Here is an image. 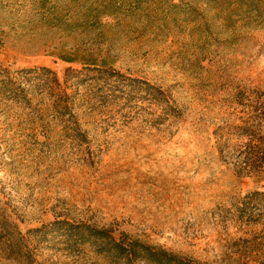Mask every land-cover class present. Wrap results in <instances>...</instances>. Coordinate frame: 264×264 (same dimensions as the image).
Listing matches in <instances>:
<instances>
[{
	"label": "rangeland",
	"instance_id": "1",
	"mask_svg": "<svg viewBox=\"0 0 264 264\" xmlns=\"http://www.w3.org/2000/svg\"><path fill=\"white\" fill-rule=\"evenodd\" d=\"M166 1L144 2L148 20L113 16L98 26L77 8L55 23L32 0H0L2 66L47 67L64 86L68 68L81 69L67 59L106 58L179 110L160 127L147 110L124 123L85 110L89 141L80 147L0 116V210L23 232L67 219L198 264H264V206L251 222L234 213L247 193L264 191V171L237 169L247 140L229 134L247 126L264 136V21H225L219 8L187 0L202 13L189 24L168 16ZM42 254L46 264H66ZM0 264L15 263L0 255Z\"/></svg>",
	"mask_w": 264,
	"mask_h": 264
},
{
	"label": "trees",
	"instance_id": "2",
	"mask_svg": "<svg viewBox=\"0 0 264 264\" xmlns=\"http://www.w3.org/2000/svg\"><path fill=\"white\" fill-rule=\"evenodd\" d=\"M44 18L62 21L61 13L77 8L87 22L100 26L110 17L136 20L143 16L149 0H32ZM219 8L225 21L253 17L264 21V0H199ZM168 16L181 17L189 24L202 16L187 0H167ZM67 9V10H66ZM81 69L68 68L64 86L47 67L13 70L0 64V116L49 139L61 137L80 147L89 141L80 112L107 115L124 123L148 111L152 127L179 119V110L170 96L156 85L116 70L106 58L76 60ZM73 87V88H71ZM71 89V92L68 89ZM36 99L38 101L36 102ZM46 101V104H40ZM84 109V110H83ZM229 133L246 139L238 154V170L263 172L264 136L252 134L247 126H234ZM255 135V136H253ZM41 142L44 145L47 142ZM229 138L225 143H231ZM222 142L218 151L223 155ZM255 145V146H254ZM264 206V191L247 193L234 207L239 219L253 221V212ZM43 252L61 255L66 264H198L161 246L151 245L128 235L120 237L109 229L86 222L56 219L23 232L0 210V255L15 264H46Z\"/></svg>",
	"mask_w": 264,
	"mask_h": 264
}]
</instances>
